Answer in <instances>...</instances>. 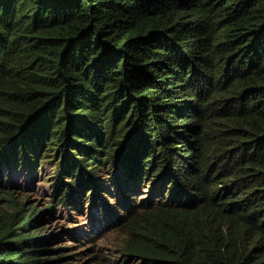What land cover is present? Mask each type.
Here are the masks:
<instances>
[{
	"label": "trees",
	"instance_id": "obj_1",
	"mask_svg": "<svg viewBox=\"0 0 264 264\" xmlns=\"http://www.w3.org/2000/svg\"><path fill=\"white\" fill-rule=\"evenodd\" d=\"M0 264H264V0H0Z\"/></svg>",
	"mask_w": 264,
	"mask_h": 264
},
{
	"label": "rangeland",
	"instance_id": "obj_2",
	"mask_svg": "<svg viewBox=\"0 0 264 264\" xmlns=\"http://www.w3.org/2000/svg\"><path fill=\"white\" fill-rule=\"evenodd\" d=\"M24 159H25L24 164L21 168H18L16 165L10 163L9 166L7 167V172H5V174L8 175L7 177L13 184L19 186L20 190L23 192L22 195L26 198L27 202L36 204L39 208H44L46 207L49 200L48 183L50 180L49 177L51 176V173H53V171L51 170L52 168L48 162V159L47 160L44 159L43 161L39 160V158H36V156L32 154V152L28 153L27 155H24ZM103 187L106 188L110 187V193L112 194L105 193L100 196V201L98 204L99 209L102 210L105 204L111 207H116L115 201L113 199V195L115 191H118L121 188L120 184L115 183V186H111V185H106L105 183ZM137 190L139 194L133 195L131 193L130 202L144 197L148 192V189H143L141 188V186H138ZM122 210L120 213H122ZM61 212L62 211L59 209L57 214ZM74 213L75 214H73L71 210L64 211L62 213V216L59 217L64 227V231L65 230H69L70 232L73 231V237L75 236V232H76L74 230L75 227H78L77 229L85 230L86 226L89 227L88 225H90L91 221L95 218H98L99 216L97 210L95 211V209L92 206H90V204L83 205V202L80 201L77 204V211ZM67 214L72 217V220L74 222L71 226H67V221H66ZM95 222L98 223L97 221ZM50 228L51 231L55 233V235L61 232L60 224H56V226L54 225L51 226ZM75 239H77V236H75ZM59 240H60L59 243L61 244L65 243L68 245L78 247L79 250L82 249L87 251V249L91 246L89 240L80 241V240L70 239L66 242V238H62V236H59ZM98 244L106 245V241L102 240L98 242Z\"/></svg>",
	"mask_w": 264,
	"mask_h": 264
}]
</instances>
